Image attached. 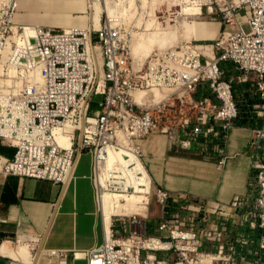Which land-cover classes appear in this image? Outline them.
Returning a JSON list of instances; mask_svg holds the SVG:
<instances>
[{
    "label": "built area",
    "instance_id": "2783aa9c",
    "mask_svg": "<svg viewBox=\"0 0 264 264\" xmlns=\"http://www.w3.org/2000/svg\"><path fill=\"white\" fill-rule=\"evenodd\" d=\"M17 1L0 0V143L14 150L0 172L64 187L88 154L98 210L104 195L143 196L146 205L154 198L158 235L129 231L126 224L140 223L135 214H113L110 237L84 252L87 264H264V0H210L222 25L214 39L152 52L138 71L130 57L135 26L123 11L105 13L97 29L63 30L16 22ZM222 63L234 65L239 82L253 77L261 125L249 143L252 193L209 205L154 188L142 142L156 133L183 146L224 142L238 108ZM171 253L180 256L167 259ZM54 254L67 264L66 253Z\"/></svg>",
    "mask_w": 264,
    "mask_h": 264
},
{
    "label": "crops",
    "instance_id": "0c3cea01",
    "mask_svg": "<svg viewBox=\"0 0 264 264\" xmlns=\"http://www.w3.org/2000/svg\"><path fill=\"white\" fill-rule=\"evenodd\" d=\"M183 2L199 3V7L195 9H182L186 15H197L193 21L185 18L192 23L184 22L185 30L194 37L193 41L206 40L212 38L216 31L219 33L222 29L219 20L212 18L217 22L208 21V15L212 14L210 6L206 3L200 5V0ZM87 4L86 1L85 7L82 8L80 0H18V12L27 7L37 16L18 14L15 20L21 24L45 23L66 29H82L80 26H84L85 22L86 27L90 23ZM202 6H206L205 9H202ZM80 7L87 13L82 19L71 23L62 18L67 10ZM131 14V10L125 11L128 21L138 29L139 26L131 18ZM144 15L147 13L144 12ZM55 20H62V23L58 24ZM221 69L224 79L232 81L233 96L238 108L237 119L232 122V127L222 143L210 137L183 146L180 142L173 143V139L163 133H156L145 139L142 142V161L154 188L171 194L201 198L209 205L227 204L234 198L252 193L253 151L249 143L253 130L261 125V120L256 114L259 100L254 93L251 75L245 82H239L236 78L240 72L233 64L222 63ZM150 101L151 95L148 93L144 102ZM190 116H193V113H190ZM179 118L176 109H171L170 119L177 122ZM190 132V128L187 129L180 139L188 137ZM177 133L175 130V135ZM174 138L178 140V136ZM0 149L1 164L5 159L11 158L13 149L1 143ZM222 158L224 162L218 166ZM90 166V155H81L71 179L64 187L49 181L4 176L0 172V248L5 245L11 252L10 256L13 253V256L15 255H2L0 249V259H5L10 264H60L61 259L54 252H63L69 259L67 264H87L84 252L101 245L106 235L103 208L101 204V211L97 208L90 181ZM133 197L136 199L131 201L119 199L113 205L111 213H108L110 205L105 200V205L108 203L104 209L109 214V229L112 213L122 210L126 204L135 207L138 212L146 209V202L141 205L135 203L139 198L145 197ZM159 220L152 225L153 236L158 235L156 227ZM32 248L36 251L34 256L30 254Z\"/></svg>",
    "mask_w": 264,
    "mask_h": 264
},
{
    "label": "rangeland",
    "instance_id": "374dc122",
    "mask_svg": "<svg viewBox=\"0 0 264 264\" xmlns=\"http://www.w3.org/2000/svg\"><path fill=\"white\" fill-rule=\"evenodd\" d=\"M86 1L88 3V0H80L81 7L84 8ZM97 1V4L99 2L100 7V15L98 19V26L94 27V29H97L99 27L100 19L104 16L103 12H107L109 16H112L115 12H118V10L123 11L125 14V11L127 9L132 11L131 18L137 22V25L139 26L138 29L134 30V38L131 44L130 48V57L131 62L133 65L134 71H138L142 69V67L145 65L147 57L152 52H161L164 50H168L173 47H178L183 45L186 42L193 41L194 37H192L184 28V22H187L188 24L192 23L191 21H186L185 18H189V20L194 19L197 15H186L184 12H182V9L185 8H197L199 7L197 4L199 3H188L183 2V0H95ZM199 0H190V2H194ZM200 5L206 3L209 6L210 0H200ZM208 1V3H207ZM88 6V4H87ZM80 8H72L70 10H67L66 13L62 15V18L68 19L69 22L73 23L80 19L81 17L86 16L87 13L85 9ZM202 9H205L204 6H202ZM147 13L148 17L143 14ZM18 14H24L27 16H33L36 17L37 15L32 14L27 7L22 9V11L17 10L16 15ZM15 15V18H16ZM199 15V14H198ZM203 16H206L203 14ZM146 17V18H145ZM208 21L210 23H214L217 21H214L212 18H216L218 20L216 12H213L212 14H209ZM58 24L62 23V20H55ZM146 21V23H144ZM50 22V21H49ZM85 22V21H84ZM52 23V22H51ZM195 23V22H193ZM30 24H37L47 27H54L57 29H63L66 30L63 26H53L51 24H45V23H30ZM144 26H143V25ZM86 25V22L84 26H80V28L84 29ZM218 35L217 31L214 34L212 38L206 39L207 41H211ZM133 49V50H132ZM8 146L7 144H4ZM106 196V197H105ZM105 200L108 201L110 207L109 212L111 213L113 210L114 202H118V200L122 198L117 197H111L108 195H104ZM129 200H134L136 198L130 197V198H124ZM113 202V203H112ZM146 202V199H145ZM124 204V202H121ZM146 209L142 212L136 211L135 207H131L129 204H126V206L120 210L112 213L115 215H129L131 213H138L136 216L137 219L140 221L138 226L131 227L126 224V227L129 231L135 232L136 234L142 236V237H153L152 232V225L157 222L161 216L162 211L161 208L157 205L153 197H150L147 201V205H145ZM125 210V212H124ZM111 215V217H112ZM146 222V223H145ZM113 232H121L120 228L114 223L113 227L111 228ZM149 231V232H148ZM121 234V233H120ZM109 234L107 235V237ZM120 236H125L121 234ZM12 242H15V239L12 240ZM33 249V248H32ZM36 251H30V254L34 256ZM180 256V253H171L167 254V259L171 258H177V256ZM14 264H21L13 262Z\"/></svg>",
    "mask_w": 264,
    "mask_h": 264
},
{
    "label": "bare ground",
    "instance_id": "6f19581e",
    "mask_svg": "<svg viewBox=\"0 0 264 264\" xmlns=\"http://www.w3.org/2000/svg\"><path fill=\"white\" fill-rule=\"evenodd\" d=\"M17 3H18V1H17ZM210 3V2H209ZM99 5V2H98V4H97V1H95V0H88V8H89V10H90V12H89V19H90V23H89V25L86 27V28H88V27H96V26H98V19H99V15H100V7L98 6ZM210 6V5H209ZM106 14H107V12H106ZM75 29V28H74ZM85 29V28H84ZM133 50V49H132ZM64 132L66 133V134H68L69 133V129L68 128H65L64 129ZM58 143L60 144V145H67V139L65 138V137H60V136H58ZM106 197V196H105ZM105 197L103 196L102 197V199H101V201H100V204H101V206H102V210H103V223H104V231H105V236L107 237V235L109 234V236L107 237V238H109L110 237V229H109V223H110V219H109V214L107 213V211H105V206L108 204L107 202V204L105 205ZM111 197H113V196H111ZM114 197H117V196H114ZM118 198H121V197H118ZM131 201V200H130ZM129 201V202H130ZM136 201V200H135ZM135 201H133V202H135ZM132 202V203H133ZM113 203V202H112ZM115 203V202H114ZM131 203V204H132ZM136 204H145V198H139L136 202H135ZM135 203H134V205H135ZM108 206V205H107ZM124 212H125V210H124ZM131 214H135V215H138V213H131ZM123 215V214H122ZM130 215V214H129ZM123 216H125V215H123ZM23 246V245H22ZM9 247L11 248V246L9 245ZM18 248H19V246H18ZM1 249V253H2V255H9L10 256V251L9 250H7V248H6V246L5 245H2V248H0ZM14 249V248H13ZM27 251H28V249H27ZM26 253V252H25ZM14 254V253H13ZM13 254H12V256H10V257H15V255L13 256ZM26 254H28V252L26 253ZM18 255H20V254H18ZM22 255V254H21ZM29 255V254H28ZM27 255V256H28ZM24 256V255H23ZM17 257V256H16ZM19 257V256H18ZM21 257V256H20ZM30 257V256H29ZM26 258V257H25ZM19 259V258H18ZM27 259V258H26ZM14 260H17V259H15L14 258ZM22 260H24V259H22ZM30 260V259H29Z\"/></svg>",
    "mask_w": 264,
    "mask_h": 264
},
{
    "label": "water",
    "instance_id": "95a60500",
    "mask_svg": "<svg viewBox=\"0 0 264 264\" xmlns=\"http://www.w3.org/2000/svg\"><path fill=\"white\" fill-rule=\"evenodd\" d=\"M0 264H10L9 261L5 259H0Z\"/></svg>",
    "mask_w": 264,
    "mask_h": 264
},
{
    "label": "trees",
    "instance_id": "16d2710c",
    "mask_svg": "<svg viewBox=\"0 0 264 264\" xmlns=\"http://www.w3.org/2000/svg\"><path fill=\"white\" fill-rule=\"evenodd\" d=\"M0 150H1V149H0ZM13 153H14V150H13ZM12 156H13V154H12ZM12 156H11V157H12Z\"/></svg>",
    "mask_w": 264,
    "mask_h": 264
}]
</instances>
